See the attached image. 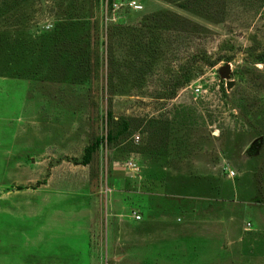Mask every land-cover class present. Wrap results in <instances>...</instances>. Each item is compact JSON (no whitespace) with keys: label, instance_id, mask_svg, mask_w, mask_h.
<instances>
[{"label":"rangeland","instance_id":"rangeland-1","mask_svg":"<svg viewBox=\"0 0 264 264\" xmlns=\"http://www.w3.org/2000/svg\"><path fill=\"white\" fill-rule=\"evenodd\" d=\"M0 264H264V0H0Z\"/></svg>","mask_w":264,"mask_h":264},{"label":"trees","instance_id":"trees-1","mask_svg":"<svg viewBox=\"0 0 264 264\" xmlns=\"http://www.w3.org/2000/svg\"><path fill=\"white\" fill-rule=\"evenodd\" d=\"M155 16L156 15H153L151 17V19L153 17H155ZM149 21H150V19L147 20V22H149ZM57 35H59V34H57ZM45 36H44V38H45ZM58 37L59 36H56V35L55 36L47 35V38H45V39L49 40L48 43L46 41V43H47L46 44L47 52H45V53L49 52L48 54H50V59H51V56H52L51 54H53V56L55 57L54 50L57 47V44L60 43V41L57 39ZM87 53H88V50H86V47H84V49H83V47L70 46L69 48L66 49L64 54L59 57L60 60H56L58 58H56V59L52 58L51 59V63H57L58 64V63H60L59 61H61V59H65V60H67V63L70 64L73 67L72 69L77 68L80 65H86L87 66L89 64V59H88V57L86 55ZM87 67H89V66H87ZM53 68L54 67L51 64V69H53ZM110 140H111V138H110ZM88 154H89V151L86 149L85 150V158L83 159V161H81L82 164L86 165L88 163L87 158H86V156H88Z\"/></svg>","mask_w":264,"mask_h":264},{"label":"built area","instance_id":"built-area-1","mask_svg":"<svg viewBox=\"0 0 264 264\" xmlns=\"http://www.w3.org/2000/svg\"><path fill=\"white\" fill-rule=\"evenodd\" d=\"M123 6H125V8H129V10H135V11H139L142 9V7L140 5H138L135 1H131V2L125 3V5L114 3L111 5V7L107 3H105V5L103 6L104 9H102V12L104 13L105 16H110L112 18L111 20H113V16H114L115 12L118 11L119 8H121ZM106 20H108V17L106 18ZM134 139L138 140L139 137L135 136ZM126 167L129 170H132L133 172L138 170V167L132 161H129L126 164ZM131 218L134 219L135 221L141 220L140 215H138L136 211L131 212Z\"/></svg>","mask_w":264,"mask_h":264},{"label":"water","instance_id":"water-1","mask_svg":"<svg viewBox=\"0 0 264 264\" xmlns=\"http://www.w3.org/2000/svg\"><path fill=\"white\" fill-rule=\"evenodd\" d=\"M218 75L219 78L223 81L227 82V86L231 87L232 86V81H231V77H232V71H231V67L229 64L224 65L223 67H220L218 69Z\"/></svg>","mask_w":264,"mask_h":264}]
</instances>
